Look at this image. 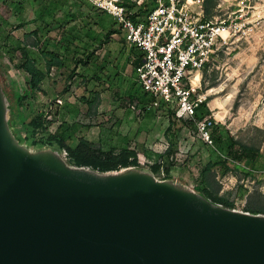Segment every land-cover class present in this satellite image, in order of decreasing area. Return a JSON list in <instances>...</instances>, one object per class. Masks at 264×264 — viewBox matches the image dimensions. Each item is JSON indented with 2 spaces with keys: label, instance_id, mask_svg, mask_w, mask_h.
Wrapping results in <instances>:
<instances>
[{
  "label": "water",
  "instance_id": "obj_1",
  "mask_svg": "<svg viewBox=\"0 0 264 264\" xmlns=\"http://www.w3.org/2000/svg\"><path fill=\"white\" fill-rule=\"evenodd\" d=\"M0 88V264H264V215L146 172L97 174L7 126Z\"/></svg>",
  "mask_w": 264,
  "mask_h": 264
},
{
  "label": "rangeland",
  "instance_id": "obj_2",
  "mask_svg": "<svg viewBox=\"0 0 264 264\" xmlns=\"http://www.w3.org/2000/svg\"><path fill=\"white\" fill-rule=\"evenodd\" d=\"M10 1L21 3V9L14 11L8 7ZM44 1L47 4L52 0H0V33L5 36L11 28L24 24L23 28L12 31L14 37L31 43L33 37L24 36L37 30L39 36L46 37L49 44L54 45L60 53L63 52L60 42H64L65 37L79 36V39L69 43L68 54L73 60H85L87 55L90 59L86 65H76L75 75L71 80H68V76L73 70V63L69 62L68 68L53 71L50 85H45L51 95L49 118L60 122L67 115L71 146H75L78 137L105 151L128 145L137 152L142 166L159 165L146 159L145 151L161 153L167 148L163 138L168 124L167 109L145 114L139 111L137 101L129 98L128 93L134 81H130L133 78L130 76L131 69L124 63L129 47L126 46L123 57L120 58L118 53L122 33L113 35L109 44L99 46L98 43L107 29H117V25L108 16H105L106 28L103 30L89 23L86 14L89 13V6H93L91 0L76 1L74 7L60 1L51 16L61 21L62 26L45 32L44 25L38 19L40 5H45ZM134 1L137 7L132 9L133 12L140 9L149 11L151 8V0ZM240 1L204 0L203 9L207 15L214 14L216 18L229 19L231 11L237 8ZM242 1L253 12L252 33L246 39L227 42L207 68L198 73L196 82L198 90H201L198 94L205 97L209 116L221 126L222 134H230L236 140L259 149L260 156L253 166L249 163L237 164L238 170L225 176H221L216 168L208 176L212 189L219 196L233 201L234 210L240 212L244 211L247 204H251L252 208L264 206V0ZM78 10L82 11L81 16H78ZM68 13L70 16L74 14L75 18H65L64 15ZM51 16L44 17V20L50 23ZM92 17L95 21L98 20L97 15ZM88 30L94 32L95 41H89L83 36ZM1 39L3 38L0 41ZM87 42L89 44L86 47ZM32 52L33 57H39L36 50ZM10 58L11 55L0 47V85L7 95L9 80L23 88L22 80L14 71L8 74L4 72L7 65L14 68L15 59L13 63ZM38 64L43 69L41 60ZM92 74H96L100 82L92 78ZM85 99L90 102L94 100L91 107L83 102ZM45 100L36 95L31 102L34 112L42 109L40 106L44 105ZM174 123L173 131L177 130L178 147L169 181L193 192L199 185V169L209 160H215L217 154L212 147L203 146L196 131L184 127L183 121L174 119ZM29 151L34 152V149L30 148ZM143 171H146L145 165ZM163 176L159 172L155 178L161 180Z\"/></svg>",
  "mask_w": 264,
  "mask_h": 264
},
{
  "label": "trees",
  "instance_id": "obj_3",
  "mask_svg": "<svg viewBox=\"0 0 264 264\" xmlns=\"http://www.w3.org/2000/svg\"><path fill=\"white\" fill-rule=\"evenodd\" d=\"M61 1L62 4H67L70 7L76 6V1L78 0H52L49 3L40 5L38 12V19L44 25L45 32L52 31L53 29L59 28L62 26V22L55 20L51 14L52 11L57 7L58 3ZM6 3V1H5ZM42 4V3H41ZM49 4V6H48ZM21 3L15 4V2L10 1L8 7L17 10L21 9ZM121 5L128 9H135L136 1L132 0H122ZM151 8L153 7V0H151ZM89 10L86 14V17L89 23L93 25H99L100 29H105L106 25L101 21L100 24L94 22L91 12L95 10L97 17L108 16L112 19L111 16L102 12L94 6H89ZM150 8V9H151ZM149 9V10H150ZM148 11L142 10L137 11L132 17L135 20L137 16L144 17ZM82 11L78 10V16H81ZM96 15V14H95ZM51 16L50 23H47L44 20V17ZM65 18H75V15L65 14ZM113 20V19H112ZM114 21V20H113ZM115 23V22H114ZM24 27V24H18V26L11 28L5 36L0 33V38L2 45L0 46L4 52L11 55L10 60L14 63V68L10 65L5 66V73H14L22 80L23 88L17 86L15 82L9 80V94L7 95L5 90L1 87L2 94L6 100L7 106V126L10 130L12 136L16 142L23 146L26 149H34V152H40L45 150H51L57 152L65 161L67 166L72 168H83L97 174H112V173H121L126 170H138L146 172L155 176L162 172L164 174L163 178L160 181H169V175L174 169V161L177 154L178 140L176 138V131H173V126L175 125L174 111L166 108L165 105L159 104L158 107L151 108L147 110L149 106L152 105L153 97L144 92L137 82L132 84L131 89L129 90L128 96L130 99L137 101V106L139 111H142L145 114H149L152 111L167 109V127L163 132V138L167 143V148L161 153H153L151 151H145V157L148 160H153L155 167L153 165L144 164L146 171H143V166L139 163L137 152L134 149H130L128 145H123L117 148H110L105 151L102 147L96 146L94 143L82 138H76L75 146H71V135L69 132V125L66 122L67 115L61 118L62 121L56 122V120L50 119L48 115V108L38 110L34 112L33 106L31 104L32 100L35 99L36 95L42 93L41 84L45 79L52 81L53 71H60L64 68H68V63H73V70L68 76V80H71L75 75L76 67L78 65H86L89 61L90 56L87 55L85 60H73L69 56V43L79 39L77 35H71L65 37L64 42H60L63 48V52L60 53L55 46L50 45V41L44 37L39 36L37 30L31 32L28 35H25L24 38L33 37L31 43H26L24 40L18 39L12 35L13 30L21 29ZM71 32V30H69ZM68 31V32H69ZM121 33L119 28L107 29L102 38L98 40L99 46H103L110 43V39L113 35ZM3 35V36H2ZM89 41H95L94 32L88 30L83 35ZM121 47L118 51L120 58L124 56L126 43L125 39L120 38ZM88 42L86 43V47ZM91 45V44H90ZM128 54L125 58V65H131L133 72L134 69L141 63L142 55L135 48H127ZM32 50H36L39 53V57H33ZM83 52H85L83 50ZM43 62V69L39 67L38 61ZM77 65V66H76ZM124 65V66H125ZM207 68L205 65L201 71H204ZM13 73V74H14ZM92 78H95L96 81L100 82L96 74H92ZM201 90H197L199 93ZM94 96V99L96 98ZM82 100V99H81ZM94 101V100H93ZM93 101L83 100V102L88 103V106L91 107ZM28 112V114H26ZM209 110L206 107L205 101L202 102L194 114L193 120L183 121V126L186 128L195 129V122L209 117ZM212 121V127L210 128V140L212 145L204 143L200 138L201 144L206 147H212L217 154L215 160H209L202 168L198 171L197 185L194 189V193L202 196L206 200L210 201L212 204L222 206L223 208L234 210V202L230 201L228 198L219 196L216 190L212 189L211 183L208 176L212 175L213 170L218 168L221 176H225L231 171H237V164H251L252 166L257 162L260 152L259 149L244 144L236 140L230 134H222V128L210 117ZM176 120V119H175ZM57 123V124H56ZM56 124V127L53 128V125ZM165 163V165H164ZM164 165V166H163ZM156 179V178H155ZM243 212L257 215H264V206L259 208H252L251 204H247V207Z\"/></svg>",
  "mask_w": 264,
  "mask_h": 264
},
{
  "label": "built area",
  "instance_id": "obj_4",
  "mask_svg": "<svg viewBox=\"0 0 264 264\" xmlns=\"http://www.w3.org/2000/svg\"><path fill=\"white\" fill-rule=\"evenodd\" d=\"M91 1L112 17L126 45L142 55L134 74L139 87L154 99L147 110L161 103L174 111L177 121L193 120L205 100L197 93L194 74L227 42L246 39L253 31V12L242 0L229 19L205 14L204 0H153L147 14L135 20L136 12L122 6V0ZM211 127L210 116L195 122L197 135L210 146Z\"/></svg>",
  "mask_w": 264,
  "mask_h": 264
},
{
  "label": "crops",
  "instance_id": "obj_5",
  "mask_svg": "<svg viewBox=\"0 0 264 264\" xmlns=\"http://www.w3.org/2000/svg\"><path fill=\"white\" fill-rule=\"evenodd\" d=\"M79 1V0H78ZM96 11L95 10H93L92 12H91V15L93 16V15H97V13H95ZM103 22L105 25H106V20H105V16H101V17H98V20L97 21H94V22H96V23H99L100 24V22ZM93 25V24H92ZM93 26H95V28H101L99 25H93ZM94 28V27H93ZM123 36L121 35V38H122ZM127 46V45H126ZM120 47V46H119ZM120 49V48H119ZM125 51H126V49H125ZM127 68H130L131 70H130V76L132 75L133 76V78L130 80V81H134L133 83H135L136 82V79H135V76H134V72H133V69H132V67H131V65H127L126 66ZM125 71V70H124ZM125 73H127V70H126V72ZM117 71H116V73H115V76L117 77ZM125 75V74H124ZM50 82L51 81H49L48 79H45L43 82H42V84H41V90H42V93H39V94H37V95H40V96H42L43 98H45L46 100H45V102H44V105L43 106H40V107H42V110H44V109H46V108H48V111L50 110V108H52V106H51V102H50V98H51V95L49 94V91L48 90H46L45 89V85L47 84V85H50ZM40 110V109H39ZM49 116V115H48Z\"/></svg>",
  "mask_w": 264,
  "mask_h": 264
},
{
  "label": "bare ground",
  "instance_id": "obj_6",
  "mask_svg": "<svg viewBox=\"0 0 264 264\" xmlns=\"http://www.w3.org/2000/svg\"><path fill=\"white\" fill-rule=\"evenodd\" d=\"M198 77H199V74L198 73L194 74L193 79H192V81H193L194 84H196V82L198 80Z\"/></svg>",
  "mask_w": 264,
  "mask_h": 264
}]
</instances>
